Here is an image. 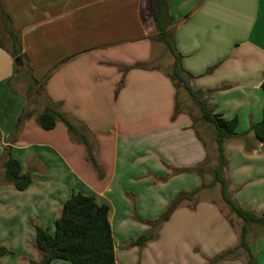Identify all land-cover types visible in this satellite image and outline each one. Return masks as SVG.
Instances as JSON below:
<instances>
[{"label": "crops", "instance_id": "1", "mask_svg": "<svg viewBox=\"0 0 264 264\" xmlns=\"http://www.w3.org/2000/svg\"><path fill=\"white\" fill-rule=\"evenodd\" d=\"M0 5L20 51L12 56L4 31L0 164L8 152L32 176L23 190L0 184V245L13 252L1 255L0 264L39 261L33 225L53 233L63 203L77 192L109 205L116 264H210L232 248L234 253L211 264H246L248 255L238 247L242 220L221 195L219 201L201 196L213 187L200 188L216 164L209 154L216 155L214 131L206 129L204 136L188 114L174 116L176 88L154 62L153 0H0ZM168 12L176 20L175 44L193 87L214 90L211 105L225 118L237 117L236 132L245 133L264 113V0H168ZM20 55L22 66L45 80L44 94L78 132L61 120L52 129L41 128L36 116L44 107L15 125L27 105L8 82L17 76ZM244 137L226 143L224 175L234 199L262 213L264 143L253 132ZM206 157L214 163L203 176L180 171ZM196 189L167 220L155 227L146 223L178 193ZM143 234L149 239L133 244ZM247 237L256 264H264V223L252 224Z\"/></svg>", "mask_w": 264, "mask_h": 264}, {"label": "trees", "instance_id": "2", "mask_svg": "<svg viewBox=\"0 0 264 264\" xmlns=\"http://www.w3.org/2000/svg\"><path fill=\"white\" fill-rule=\"evenodd\" d=\"M151 17L155 26L157 39L163 44L165 49L170 53L173 62L169 71V78L173 82L178 96V87H182L197 103L200 112L201 120L209 123L215 129L214 142L216 149V164L211 168L213 176L212 183L208 186L218 183L219 192L222 200L229 206L231 211L242 220L241 229L239 232L238 247H242L247 255L246 264H256V257L251 250L247 236L252 224L264 223V212L256 213L242 205H240L228 190V181L224 175V170L227 165V157L225 154V145L228 141L241 138L248 132H253L255 137L264 143V113L259 122L252 123L245 133L238 134L236 132L237 117L225 118L221 113L215 110V107L210 103V95L214 90L207 92L201 91L193 87L191 80L193 75L184 70L181 59L182 55L177 50L174 32L169 30L172 24H176V20L168 12V0H153V9ZM3 24V25H2ZM2 25V26H1ZM0 27L7 32L12 45V56H16L19 51L17 37L10 29L9 17L4 13L0 5ZM3 27V28H2ZM0 45L2 42L0 41ZM20 55L19 60L15 62L17 70L21 71V75L29 77L34 83L40 84L44 92L45 80H37L31 76V72L26 66H22ZM45 95V94H44ZM46 104L44 108L37 114L36 121L39 126L45 130L52 129L58 120L63 121L69 130L78 132L77 128L70 120L51 103L45 95ZM179 113H189L181 109L178 97L174 116ZM32 115L31 111H26L24 108L17 117L15 125L17 126L24 118ZM192 126L197 128L192 121ZM5 149H8L7 147ZM247 149V146H246ZM8 151V150H7ZM88 158L92 164L97 167L96 162L91 154ZM209 159L206 157L204 161L191 168L180 169V171H192L203 176L208 172ZM4 175L0 184H10L18 190L25 189L31 182L32 176L30 172H22L20 162L12 157L10 153H6L2 162ZM207 185L202 182L200 188ZM199 189L191 193L180 192L176 197L169 202L166 210L156 219L147 220L146 223L151 227H155L167 220L170 214L176 209L183 200L191 199L193 194ZM110 207L107 203H100L93 195H86L80 192L73 193L64 203L59 216L55 219L54 232L50 233L47 228H43L38 224H34L35 228V248L41 253L42 257L39 261H30L28 264H52L55 259L66 260L70 264H116L115 252L111 227L109 223ZM149 239V235L143 234L139 236L133 244L142 245ZM235 248L228 249L226 252L216 256L210 261V264L234 253ZM4 254H13V252L4 245H0V256Z\"/></svg>", "mask_w": 264, "mask_h": 264}, {"label": "rangeland", "instance_id": "3", "mask_svg": "<svg viewBox=\"0 0 264 264\" xmlns=\"http://www.w3.org/2000/svg\"><path fill=\"white\" fill-rule=\"evenodd\" d=\"M173 28H174V24L171 25L169 30L171 31V30H173ZM0 35H1L0 41L4 43V37L2 36V35H4V31L1 29V27H0ZM154 62H156L157 65L160 66V68H162L163 70H167V71L170 70L172 62H173L172 56L165 49L163 44L157 39V35L155 32H154ZM21 71H24V70H21ZM21 71L16 69V75L17 76L10 79L8 82L10 85L13 86V88L16 91L22 93L25 96L26 102H27L26 111H31L32 113H38L46 104L44 92L42 91L40 84L34 83L27 76H25L23 78L21 75V73H22ZM178 89H179L178 90L179 105H180L182 110H184L185 112L190 114L191 120L193 121L196 128H198L200 133L202 135L206 136L205 135L206 129H210L211 131H214L213 133H215V129L212 125L201 120L200 109H199L197 103L194 101V99L189 95V93L182 87V85H180L178 87ZM211 135H212V132H211ZM205 142L208 146H211V141L207 140ZM210 152H209V154H211V157L216 156L214 153V150H211ZM208 159L211 161V162L209 161L210 165L213 166L214 162H212V159H210V158H208ZM2 177H3V172H2V167L0 164V179ZM212 180H213V176H212L211 172L204 176L205 185H209L210 183H212ZM212 185H213V187H211V189H209L208 191H204L201 196H202V198H212V199L219 201V199H220L219 184L215 183ZM169 189H172V188H169ZM258 192H260V191H258ZM239 228L241 229V227H239ZM240 229H239V232H240ZM249 237H250V235H249ZM249 237H247V239ZM254 240H255V238H254ZM254 240L252 243L253 245L255 244ZM239 249L241 251L244 250L242 247H239ZM254 249H255V247H254ZM257 249L263 251V248L261 246L257 247ZM263 256H264V254L261 255L262 258H263Z\"/></svg>", "mask_w": 264, "mask_h": 264}, {"label": "water", "instance_id": "4", "mask_svg": "<svg viewBox=\"0 0 264 264\" xmlns=\"http://www.w3.org/2000/svg\"><path fill=\"white\" fill-rule=\"evenodd\" d=\"M19 60V57L18 58H16V61H18Z\"/></svg>", "mask_w": 264, "mask_h": 264}]
</instances>
